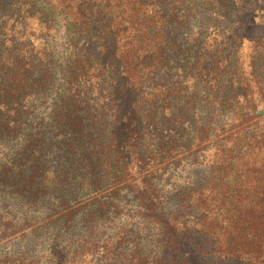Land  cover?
Returning <instances> with one entry per match:
<instances>
[{"label":"trees","instance_id":"obj_1","mask_svg":"<svg viewBox=\"0 0 264 264\" xmlns=\"http://www.w3.org/2000/svg\"><path fill=\"white\" fill-rule=\"evenodd\" d=\"M1 150L43 264H264V0H0Z\"/></svg>","mask_w":264,"mask_h":264},{"label":"rangeland","instance_id":"obj_2","mask_svg":"<svg viewBox=\"0 0 264 264\" xmlns=\"http://www.w3.org/2000/svg\"><path fill=\"white\" fill-rule=\"evenodd\" d=\"M60 49L61 53L64 52L63 43ZM7 156L1 150L0 162ZM43 216V212H31L20 198L13 197L7 201L0 188V264H31L33 256L41 264L44 263L45 251L41 244L36 252L31 251L32 244L42 239L32 234V228L40 224Z\"/></svg>","mask_w":264,"mask_h":264}]
</instances>
